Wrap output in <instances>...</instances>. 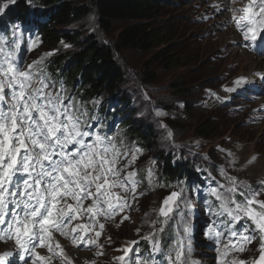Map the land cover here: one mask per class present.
<instances>
[{"label":"rangeland","instance_id":"rangeland-1","mask_svg":"<svg viewBox=\"0 0 264 264\" xmlns=\"http://www.w3.org/2000/svg\"><path fill=\"white\" fill-rule=\"evenodd\" d=\"M167 1L169 10L165 20L172 24L173 29H177L176 35L179 37L177 42L183 47L179 48L177 53L180 52L181 57H186L187 62L190 59L191 70L182 67L166 70L158 65L148 66L156 49L149 52L129 50L116 54L124 75V84L119 89V96H125L130 104L121 106L122 113L132 110L135 114L132 124L138 128L142 126L152 128L157 140L153 150L145 149L138 142L139 136L135 131L125 133L119 131L120 139L123 140L128 152L125 162L132 157L133 152L129 151L130 147L137 145L138 149L142 150L136 153L138 159L126 170L135 171L140 180L136 190L138 199L133 203L135 210L133 222L112 224L113 227L110 228H108L110 224L106 225L107 240L110 242L106 246L107 256L87 255L67 250V256L74 264H85L86 261H95L96 264H119L117 258L123 255V252L118 250L131 248L130 253H132L140 246L143 256L148 257L152 248L150 243L159 244L166 258L171 255L173 264L179 245V248H183L184 260L189 254L193 258V264H232L234 259L255 264L260 256L261 239L259 238L249 247L250 243L245 244L244 252L233 250L225 256L227 244L211 245L213 241L206 233L210 227L214 232L220 233L224 229L222 219L230 218L220 208L221 201L211 194L212 189L224 193L225 189L220 185L228 184L227 179L221 175L220 169H223L228 176L236 177L237 192L240 191L237 195L239 201L245 200L248 195L245 190L250 191L249 188L252 187H261L264 193V184L261 183L264 181V175L252 171L257 161H263L264 167V121L257 119L259 114L264 113V87L260 85V75H258L264 74V58L248 47L249 44L245 42L241 32L233 26L235 23L232 19L233 12L229 9H238L241 0H236L235 3H232V0ZM2 2L4 0H0V3ZM213 5L220 7L216 8ZM128 24V21H117L111 32L106 33L100 28L97 15L92 12L69 29L80 31L85 35H94L100 43L111 46L120 31ZM17 40L22 45V57L28 59V65L43 57L38 65L42 68L46 63L52 67L55 55L77 48L67 42L48 47L40 42L37 36L30 38L22 32L17 33ZM29 43L34 47L31 51ZM49 53L50 55H46ZM248 55H252L255 60L252 61ZM50 59L51 63H48ZM256 60L259 61L257 65L254 64ZM146 71H152L156 75L155 80L144 82L142 76ZM51 76L53 79L54 75ZM183 77L203 83V86L193 91L194 98L178 96L180 92L175 90L174 85H178ZM239 77L247 78V82L237 87L233 82ZM48 78L50 79L49 76ZM64 82H67L65 76ZM251 85L258 87L257 96L250 88ZM225 88H234L235 91L225 92ZM71 89L77 90L81 95L79 87ZM73 92L70 90L71 98ZM68 93L69 91L66 90V94ZM213 93L215 95H212ZM190 100L192 110L188 111L185 103ZM88 104L89 109L92 106L95 107L94 109L100 106L108 113L114 109L118 110L117 107L121 105L115 104V100L112 101L110 98ZM84 107L87 108V105ZM210 116L217 133L209 138L198 137L195 134V127ZM88 119L92 125L93 117L88 115ZM169 131L173 134L171 137L168 136ZM135 141L138 143L136 144ZM228 153L233 155L229 156ZM167 154H170L176 162L189 161L194 166V172L206 173L210 177L206 188L201 190L178 183L176 186L160 183L159 156ZM253 156L256 160L249 164L248 160ZM233 157L236 160L235 164L230 163ZM175 189L180 196L174 211L169 217L162 219L159 209ZM208 195L217 201L219 211L208 203L206 200ZM260 201H264V198ZM229 206L235 207L231 204ZM253 207L258 211H264L259 209L258 205ZM247 220L244 219V223L251 228L253 223L246 222ZM185 227L188 228L187 232L184 230ZM169 229L176 233L173 239L170 237ZM165 243H168V247L164 249ZM233 244L239 246L241 243ZM15 247L12 241L0 242V251L2 249L14 251ZM32 260L31 258L28 264H32Z\"/></svg>","mask_w":264,"mask_h":264},{"label":"snow or ice","instance_id":"snow-or-ice-1","mask_svg":"<svg viewBox=\"0 0 264 264\" xmlns=\"http://www.w3.org/2000/svg\"><path fill=\"white\" fill-rule=\"evenodd\" d=\"M14 4L16 0L0 3V15ZM229 10L245 41L255 44L264 40V0H248L244 7ZM6 44L0 37V242H14L21 259L28 253L33 257L32 264H52L53 260L73 264L57 235L76 248L83 245L89 250L102 249L98 243L105 230L101 218L107 221L119 215L121 223L130 219L122 214L132 207L129 196L135 202L138 182L134 179L137 173L126 170L138 159L136 153L142 150L134 149L131 159L125 162L128 152L123 140L92 129L87 110L78 107L73 98L66 95L64 86L57 87L38 66L43 57L23 69L17 63L18 40L11 46L6 47ZM258 75L264 79V74ZM246 82L247 78L239 77L233 83L239 87ZM224 91L235 89L225 88ZM2 105H7V109ZM172 135L169 131L168 136ZM255 160L253 156L248 163ZM235 162L233 157L230 163ZM220 172L228 181L227 185H220L225 192L212 189L211 194L221 201L220 208L230 218L238 221L247 217L256 226L261 242L255 264H264V211L253 207L258 205L264 210V201L256 198L258 193H253L245 198V203L238 202L236 177L228 176L223 169ZM13 186L16 190H12ZM179 196L178 192L168 196L159 215L169 217ZM9 204L17 211L11 220H6ZM230 204L235 207H229ZM184 230L187 232L188 228ZM206 235L210 239L214 235L219 242L221 234L210 227ZM254 239L243 236L239 246L227 245L224 255L233 250L244 252V245ZM37 248L46 249L48 255H42ZM118 251L123 252L117 258L119 264H127L126 258L132 249ZM103 254L102 250L95 253ZM11 255V252L0 253V264H6V258ZM86 264L96 262L86 261ZM168 264H173L171 255ZM174 264H185L182 247L175 252ZM232 264L247 262L234 259Z\"/></svg>","mask_w":264,"mask_h":264},{"label":"trees","instance_id":"trees-1","mask_svg":"<svg viewBox=\"0 0 264 264\" xmlns=\"http://www.w3.org/2000/svg\"><path fill=\"white\" fill-rule=\"evenodd\" d=\"M35 3L43 8L41 12L35 8ZM168 10L167 0H18L14 6H10L9 11L0 16V26L14 21H30L33 17L31 22L40 28L45 46L55 47L67 42L77 47L56 55L53 60L54 68L66 77L69 85H79L86 100L99 101L113 97L124 106L130 104L125 96H119L124 75L116 54L129 50L149 52L156 49L148 66L158 65L166 70L190 68V59L187 62L186 57L183 58L180 52L177 53L183 47L178 45L177 29H173L172 24L165 20ZM92 12L97 15L99 26L106 33L111 32L117 21L129 22L120 31L113 45L100 43L94 35L69 29ZM142 77L147 83L155 80L156 75L152 71H146ZM194 81L183 77L178 85H174L175 90L180 92L178 96L194 98L193 91L203 86L202 82ZM185 108L192 110L191 100L185 103ZM116 111L119 110L115 109L114 112ZM128 114L126 120L131 126L130 131L136 132L145 148L153 150L157 139L152 128H138L132 124L134 112L129 110ZM216 130L210 116L198 123L195 134L209 138L217 133ZM159 158L164 183L201 185L204 174L194 172V166L189 161L175 162L170 154Z\"/></svg>","mask_w":264,"mask_h":264},{"label":"bare ground","instance_id":"bare-ground-1","mask_svg":"<svg viewBox=\"0 0 264 264\" xmlns=\"http://www.w3.org/2000/svg\"><path fill=\"white\" fill-rule=\"evenodd\" d=\"M248 56L250 57V59L252 58V61L255 60L254 57H253L252 55H248ZM254 64H255V65L259 64V61L256 60V61L254 62ZM262 162H263V161H262ZM262 162H258V161H257V162L255 163L254 167H252V171H253L254 173H258V174H260V175H264V167H263ZM9 206H11V204H9ZM184 261H185V264H193V258H192L189 254L186 255Z\"/></svg>","mask_w":264,"mask_h":264},{"label":"water","instance_id":"water-1","mask_svg":"<svg viewBox=\"0 0 264 264\" xmlns=\"http://www.w3.org/2000/svg\"><path fill=\"white\" fill-rule=\"evenodd\" d=\"M164 206V205H163ZM173 207H174V205H173Z\"/></svg>","mask_w":264,"mask_h":264}]
</instances>
